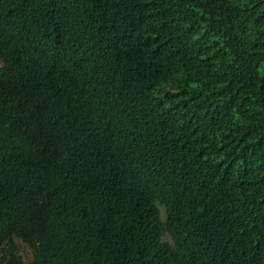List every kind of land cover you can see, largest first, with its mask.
<instances>
[{
    "label": "trees",
    "instance_id": "trees-1",
    "mask_svg": "<svg viewBox=\"0 0 264 264\" xmlns=\"http://www.w3.org/2000/svg\"><path fill=\"white\" fill-rule=\"evenodd\" d=\"M3 245L264 264V0H0Z\"/></svg>",
    "mask_w": 264,
    "mask_h": 264
},
{
    "label": "rangeland",
    "instance_id": "rangeland-1",
    "mask_svg": "<svg viewBox=\"0 0 264 264\" xmlns=\"http://www.w3.org/2000/svg\"><path fill=\"white\" fill-rule=\"evenodd\" d=\"M162 240L169 243V239L166 235L162 236ZM11 244L16 248L18 255L23 261H29L31 259L32 257L31 251L20 241L13 239ZM6 248L7 246L5 245L0 247V255H2L5 252Z\"/></svg>",
    "mask_w": 264,
    "mask_h": 264
}]
</instances>
